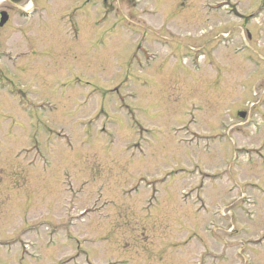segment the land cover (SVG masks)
<instances>
[{"label":"rangeland","instance_id":"1","mask_svg":"<svg viewBox=\"0 0 264 264\" xmlns=\"http://www.w3.org/2000/svg\"><path fill=\"white\" fill-rule=\"evenodd\" d=\"M136 1L2 95L0 264H264V0Z\"/></svg>","mask_w":264,"mask_h":264},{"label":"flooded vegetation","instance_id":"2","mask_svg":"<svg viewBox=\"0 0 264 264\" xmlns=\"http://www.w3.org/2000/svg\"><path fill=\"white\" fill-rule=\"evenodd\" d=\"M94 10L92 7L91 12L93 13ZM84 16L87 18L86 16L89 15L87 11L83 12L81 0H0V52L5 50L21 55L17 59L19 62L16 68L13 70L15 77L9 81L13 85L18 84L17 73L22 68L20 63L23 60L29 61L33 56L38 55V57H44L45 64L50 63L47 50L50 48V36L54 33H57L54 42L60 44L65 42L68 45L66 52L69 55L75 54L76 50L72 47L73 43L67 42L64 33L68 28L71 35L76 37L80 27L79 21ZM61 52L58 50V57ZM66 52H62V57L57 62H62L65 59ZM24 55L27 56L23 57ZM3 66V62H0V110L4 108V101L2 100ZM39 68L43 70L41 64ZM19 91L17 92L21 96V100L25 101L29 95L21 94ZM14 104L17 110L19 102L14 101ZM2 174L0 172V178Z\"/></svg>","mask_w":264,"mask_h":264}]
</instances>
